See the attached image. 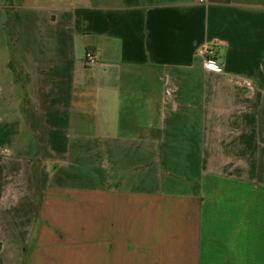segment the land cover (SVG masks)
<instances>
[{"label":"crops","instance_id":"1","mask_svg":"<svg viewBox=\"0 0 264 264\" xmlns=\"http://www.w3.org/2000/svg\"><path fill=\"white\" fill-rule=\"evenodd\" d=\"M0 264H264V0H0Z\"/></svg>","mask_w":264,"mask_h":264},{"label":"built area","instance_id":"2","mask_svg":"<svg viewBox=\"0 0 264 264\" xmlns=\"http://www.w3.org/2000/svg\"><path fill=\"white\" fill-rule=\"evenodd\" d=\"M205 0H198L199 3H203ZM196 55L201 58L203 63V68L208 71L219 70V65L217 63V51L215 49L214 43H208L197 48ZM85 62L89 66L96 64L97 59L94 54L87 52L85 54Z\"/></svg>","mask_w":264,"mask_h":264},{"label":"trees","instance_id":"3","mask_svg":"<svg viewBox=\"0 0 264 264\" xmlns=\"http://www.w3.org/2000/svg\"><path fill=\"white\" fill-rule=\"evenodd\" d=\"M9 35H10V42H11V47H14V33H13V30L11 29V27H9ZM11 68H12V66H11Z\"/></svg>","mask_w":264,"mask_h":264}]
</instances>
